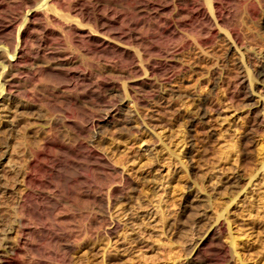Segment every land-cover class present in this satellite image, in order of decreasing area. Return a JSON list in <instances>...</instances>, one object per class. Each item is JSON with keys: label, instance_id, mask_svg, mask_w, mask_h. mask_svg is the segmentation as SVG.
I'll return each mask as SVG.
<instances>
[{"label": "rangeland", "instance_id": "1", "mask_svg": "<svg viewBox=\"0 0 264 264\" xmlns=\"http://www.w3.org/2000/svg\"><path fill=\"white\" fill-rule=\"evenodd\" d=\"M228 2L240 18L238 0ZM188 6L0 0L5 264H264V77L253 71L264 44L240 43L251 53L240 68L217 41L191 64L199 22L186 18ZM210 69L246 78L214 90ZM249 81L248 106L240 94ZM173 86L189 96L169 98L173 107L154 113L161 121L143 117ZM115 105L124 121L103 124Z\"/></svg>", "mask_w": 264, "mask_h": 264}, {"label": "bare ground", "instance_id": "2", "mask_svg": "<svg viewBox=\"0 0 264 264\" xmlns=\"http://www.w3.org/2000/svg\"><path fill=\"white\" fill-rule=\"evenodd\" d=\"M206 1V3H205ZM184 0L185 4L189 7H187L186 9V18L189 20L191 19V21L193 20V22L196 21V23L199 22V24L197 25L198 29L196 28V31H195V34L197 33V44L196 46H198V48L200 49V53L199 51L197 52H193V54H195L193 58V62H191V64H194L198 61V59H207V57H204L206 54L202 53L203 51L206 50V47H210V46H213L214 43L217 41L218 43H221V44H224L225 45V48L224 49H219L220 51L224 50V56L225 58L226 57H232L237 66L240 68L243 64V60L241 59V57L244 56L245 54V57H248L247 59H249L251 57V53H250V48L247 49V47L245 49H243V51H241V47H240V43H244L246 41H249V40H255L261 43L264 44V36L262 35L261 32H255L254 31V27L252 26H257V27H260L261 29H263V33H264V0H238L239 2V6L243 9V12L240 16V18H236V11L231 9V7L228 6L229 2L227 3V1L229 0ZM91 4V3H90ZM230 5V4H229ZM72 6V5H71ZM102 6V5H101ZM185 6V5H184ZM73 7V6H72ZM77 7V6H76ZM183 8V7H182ZM90 8L87 6L85 7H82L80 10L81 12H86L88 11ZM152 9V8H151ZM91 11V10H90ZM156 11V10H155ZM184 11V10H183ZM80 12V13H81ZM89 12V11H88ZM160 12V11H159ZM185 12V11H184ZM158 13V12H157ZM88 14V13H87ZM160 14H162V12H160ZM159 14V15H160ZM157 15V14H156ZM90 16V15H89ZM114 16V15H113ZM158 16V15H157ZM107 17V16H105ZM159 17H162V16H159ZM152 18V17H151ZM163 19V18H161ZM115 20V19H114ZM187 20V21H189ZM198 21V22H197ZM173 22V21H171ZM183 23H186V19ZM178 25V22H176L174 24V26L170 27L168 29V31L170 32V34L173 36H175V31H176V27ZM220 25V26H224L225 28H227V33H221L218 31L217 29V26ZM195 27V26H194ZM152 28V27H151ZM150 37V36H149ZM24 38V37H23ZM143 39V37H142ZM150 39V38H148ZM145 40V39H143ZM149 43V42H148ZM151 44V43H150ZM223 45V46H224ZM150 46V45H149ZM154 46V45H153ZM152 46H150L151 48ZM214 48V47H213ZM17 49V48H16ZM153 49V48H152ZM210 49V48H209ZM212 49V48H211ZM194 50V49H193ZM192 50V51H193ZM216 50V49H214ZM191 54V53H190ZM192 54V55H193ZM199 54V55H198ZM17 55V54H16ZM19 55V54H18ZM209 55V54H208ZM215 55V54H214ZM22 56V54H21ZM24 56V55H23ZM65 56V55H64ZM191 56V55H190ZM217 56V54H216ZM219 56V55H218ZM256 56V55H255ZM260 56V55H259ZM18 57V56H17ZM20 57V56H19ZM188 57V56H187ZM4 58V57H3ZM21 58V57H20ZM61 58V57H60ZM66 58V57H65ZM221 58V57H220ZM255 58V57H254ZM190 59V58H189ZM256 59V58H255ZM260 61H257L258 63V66H256V68H254V74L257 76V78H263L264 77V53L262 55L261 58H259ZM7 60V59H6ZM14 60V59H12ZM224 60V57L223 59ZM234 60H233V63H234ZM257 60V59H256ZM11 61V60H10ZM19 61V60H18ZM221 61V59H220ZM247 61V60H246ZM252 61V60H251ZM185 62V61H184ZM13 63V62H12ZM186 63V62H185ZM185 63H180V69L179 70H182L183 72H187L186 70L189 69L190 72H193L194 69H190L189 67V64H185ZM241 63V65H240ZM256 63V62H255ZM17 64V63H16ZM252 64H254V61L252 62ZM244 65V64H243ZM12 66V65H11ZM15 66V65H14ZM245 66V65H244ZM236 67V66H235ZM64 68V67H63ZM214 68V67H213ZM244 68V67H243ZM215 69V68H214ZM211 70L209 71V73L211 74L212 76V88L215 90L216 87L219 85H222L224 84L223 82H226L227 86H230V85H234L237 83V86L240 85L238 83H244L243 80H245L244 78H246L245 76H243L242 72H238V74L235 73V75H237V77H239V80L240 82L237 81V77L234 76V75H231L230 76L232 77H228V73L225 74L227 76H224L222 77V74L220 75L219 72H217V70ZM225 69V68H224ZM230 69V67L228 68V70ZM237 69V68H236ZM235 69V70H236ZM246 69V68H245ZM249 69V68H248ZM247 69V70H248ZM251 69V68H250ZM231 70V69H230ZM240 70V69H239ZM238 70V71H239ZM70 71V70H69ZM220 71V70H219ZM233 71V70H232ZM250 71V70H249ZM252 71V72H253ZM237 72V70H236ZM234 73V71H233ZM242 73V74H240ZM249 73V72H248ZM5 74V73H4ZM11 74V73H10ZM9 74V75H10ZM240 74V76H239ZM14 75V74H12ZM224 75V74H223ZM11 76V75H10ZM90 76V75H89ZM87 75H84V78L86 77H89ZM175 76V75H174ZM249 76V74H248ZM225 77L226 80H225ZM82 78V77H81ZM264 80V79H263ZM262 80V81H263ZM8 81V80H7ZM10 81V80H9ZM190 81V80H188ZM261 81V80H260ZM259 81V82H260ZM247 83V82H246ZM232 85V86H233ZM243 89H242V93L240 94L241 95V101L244 105H254L256 104V101L253 99V95H252V82L249 81V85L246 84L245 86H243V84H241ZM9 86V85H8ZM255 86V84L253 85ZM239 87V86H238ZM260 86H258L259 88ZM264 86H262V89ZM226 89L228 87H225ZM252 88V89H251ZM257 88V86H256ZM230 89V88H228ZM233 89V88H232ZM231 89V90H232ZM235 89V88H234ZM182 90V89H181ZM217 90V89H216ZM233 91V90H232ZM241 91V90H240ZM112 93L113 92H116V89L112 88ZM167 92V91H166ZM213 92V91H212ZM211 92V94H212ZM231 92V91H230ZM234 92V91H233ZM239 92V91H238ZM215 95H216V92H214ZM114 94V93H113ZM112 94V95H113ZM165 94V93H163ZM167 94V93H166ZM176 94H179L182 95V96H185V97H188L189 96V93L186 92V91H180V87L177 86V87H169V96L168 98H163L164 99V102H163V105L159 106L158 107H155L152 109L151 107H149L150 111L147 110L148 113H145L141 112L143 115H146L147 116H143V117H148V118H151L152 120H155V121H161L159 117H156V114L158 115L160 112H162V107H163V110L164 109H169V108H172L173 107V102L172 100H170L169 98H172L174 95ZM211 94L209 95H204L202 97L199 98V108H201L203 111V113L206 112V110L210 107H213L214 103H215V96L213 97ZM238 95V94H237ZM161 97V96H160ZM164 97V96H163ZM236 97V96H235ZM239 97V96H238ZM237 97V98H238ZM160 99V98H158ZM238 103L240 102V100H238ZM111 102V101H110ZM162 102V101H160ZM175 103V102H174ZM176 104V103H175ZM112 105V104H111ZM109 105V106H111ZM157 105V104H155ZM116 106V105H115ZM151 106V105H150ZM118 106L113 107L112 109H108L106 115H105V118L103 120V124L105 125H110L111 124H114L113 126H117L118 122L120 121H124L123 118H121V111H119V108H117ZM121 107V106H120ZM147 107V106H146ZM145 107V108H146ZM123 108V107H122ZM144 108V110H145ZM176 108V107H174ZM107 109V108H106ZM141 110V109H140ZM171 110V109H170ZM256 110V109H254ZM166 112V111H165ZM254 112V111H253ZM123 113V111H122ZM156 113V114H154ZM124 114V113H123ZM122 114V115H123ZM141 114V115H142ZM254 114V113H253ZM125 115V114H124ZM259 115V114H258ZM193 117V116H192ZM114 119V121L111 122V119ZM257 118V117H256ZM127 119V117H126ZM150 119V120H151ZM259 120V119H258ZM126 121V120H125ZM129 121V120H128ZM261 121V120H260ZM124 123H128L127 121L124 122ZM123 123V124H124ZM258 123V122H257ZM120 124V123H119ZM250 124V123H249ZM255 124V123H253ZM256 125V124H255ZM122 126V125H121ZM108 127V126H107ZM106 127V128H107ZM246 135V134H245ZM248 135V134H247ZM7 147V146H6ZM31 162V161H30ZM36 164V163H35ZM32 165V164H31ZM23 175V176H22ZM22 176V180L23 182H28L30 181L31 177L27 172H25L24 174H21ZM22 183V182H21ZM24 185V184H23ZM27 185V184H26ZM219 224V223H217ZM222 224V223H221ZM220 226V225H219ZM218 227V226H217ZM6 237V236H5ZM4 237V238H5ZM3 245V243H2ZM4 247V246H2ZM11 248V247H10ZM14 252V251H13ZM0 263L2 264H5V263H8V256H5L4 254H2L1 258H0Z\"/></svg>", "mask_w": 264, "mask_h": 264}]
</instances>
